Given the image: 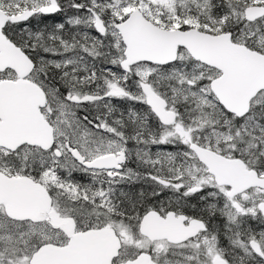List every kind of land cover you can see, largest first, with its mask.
<instances>
[{
  "label": "snow or ice",
  "instance_id": "6c2138e0",
  "mask_svg": "<svg viewBox=\"0 0 264 264\" xmlns=\"http://www.w3.org/2000/svg\"><path fill=\"white\" fill-rule=\"evenodd\" d=\"M0 264H264V0H0Z\"/></svg>",
  "mask_w": 264,
  "mask_h": 264
},
{
  "label": "rangeland",
  "instance_id": "374dc122",
  "mask_svg": "<svg viewBox=\"0 0 264 264\" xmlns=\"http://www.w3.org/2000/svg\"><path fill=\"white\" fill-rule=\"evenodd\" d=\"M55 20H56V22H60V20H61L60 14H57V17L55 18ZM53 23H55V22L52 21V20H49L48 22H43V25L42 26H39L38 25V27H44L45 25L51 26ZM223 243H225V245H226L227 242L226 241H223Z\"/></svg>",
  "mask_w": 264,
  "mask_h": 264
},
{
  "label": "flooded vegetation",
  "instance_id": "af4514ba",
  "mask_svg": "<svg viewBox=\"0 0 264 264\" xmlns=\"http://www.w3.org/2000/svg\"><path fill=\"white\" fill-rule=\"evenodd\" d=\"M49 20H54V19H48V20H46V21H44V22H48ZM34 23V22H33ZM43 25V23H41V24H39V26H42ZM38 26V25H37Z\"/></svg>",
  "mask_w": 264,
  "mask_h": 264
}]
</instances>
